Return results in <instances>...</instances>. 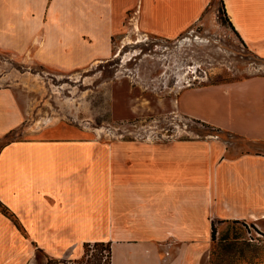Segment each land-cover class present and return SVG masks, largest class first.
Wrapping results in <instances>:
<instances>
[{"label": "crops", "instance_id": "1", "mask_svg": "<svg viewBox=\"0 0 264 264\" xmlns=\"http://www.w3.org/2000/svg\"><path fill=\"white\" fill-rule=\"evenodd\" d=\"M135 1L0 0V51L70 73L108 60L125 23L181 36L202 8L188 24L181 16L204 0H146L144 13ZM238 1L264 20V0ZM225 4L235 34L264 59L236 5ZM179 106L264 143V76L187 89ZM24 121L13 89L1 87L0 140ZM0 203L21 227L0 212V264H71L96 243L110 244L111 264H204L214 224L253 223L264 233V151L240 152L217 137L13 141L0 150Z\"/></svg>", "mask_w": 264, "mask_h": 264}, {"label": "rangeland", "instance_id": "2", "mask_svg": "<svg viewBox=\"0 0 264 264\" xmlns=\"http://www.w3.org/2000/svg\"><path fill=\"white\" fill-rule=\"evenodd\" d=\"M232 1L240 12L237 18L253 31L250 43L264 49V20L253 16L246 1ZM129 5L144 13L147 3L136 0ZM198 8L199 20L177 38L150 34L136 25L127 30L125 23L114 37L108 60L70 73L23 63L0 51V88L13 89L25 115L22 127L0 140V147L38 139L217 137L240 152L264 151V143L255 145L218 131L180 109V95L187 89L264 76V59L235 34L225 0L197 1L181 16L184 24L193 20ZM249 225L214 224L212 250L204 264L264 262V233ZM247 231L258 242L251 241ZM71 264H109L107 248L85 245L83 257Z\"/></svg>", "mask_w": 264, "mask_h": 264}, {"label": "trees", "instance_id": "3", "mask_svg": "<svg viewBox=\"0 0 264 264\" xmlns=\"http://www.w3.org/2000/svg\"><path fill=\"white\" fill-rule=\"evenodd\" d=\"M224 5V4H223ZM209 126V125H207ZM210 127V126H209ZM211 128H214V127H211ZM218 131H221L220 129H217ZM222 132V131H221ZM8 136H6L7 138ZM4 146V145H3ZM3 146L0 147V150L1 148H3ZM0 212L2 214H4L6 217L10 218L14 223L15 225L18 227V228H21L20 227V224L18 222V220L16 219V217L14 216V214H12L9 209L7 207H5L4 205H2V203H0ZM214 237H215V228L213 227V240H214ZM106 246L107 248V251H108V256H109V264H111V246L110 244H104V243H96L95 246L96 247H101V246ZM87 246V245H86ZM89 246V245H88ZM52 264V263H50Z\"/></svg>", "mask_w": 264, "mask_h": 264}, {"label": "built area", "instance_id": "4", "mask_svg": "<svg viewBox=\"0 0 264 264\" xmlns=\"http://www.w3.org/2000/svg\"><path fill=\"white\" fill-rule=\"evenodd\" d=\"M250 228H251V227H250ZM256 234L259 235L258 233H256ZM247 235H248V237L250 238L251 241L258 242V239L254 238V237H253L254 235H253L252 233L248 232ZM253 238H254V239H253Z\"/></svg>", "mask_w": 264, "mask_h": 264}]
</instances>
